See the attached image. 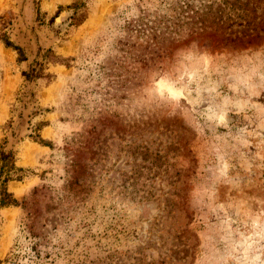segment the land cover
<instances>
[{"label": "rangeland", "instance_id": "rangeland-1", "mask_svg": "<svg viewBox=\"0 0 264 264\" xmlns=\"http://www.w3.org/2000/svg\"><path fill=\"white\" fill-rule=\"evenodd\" d=\"M73 2L0 0V264H264V0Z\"/></svg>", "mask_w": 264, "mask_h": 264}, {"label": "trees", "instance_id": "trees-1", "mask_svg": "<svg viewBox=\"0 0 264 264\" xmlns=\"http://www.w3.org/2000/svg\"><path fill=\"white\" fill-rule=\"evenodd\" d=\"M66 9H71L74 11L71 19H72V23H74L75 25L76 24L80 25L85 21L87 8H86V4L84 3V0H74V2L71 5L67 6ZM63 10H64L63 7H59L58 11L54 15V17L51 19V21H54ZM6 46L8 48H12L18 53L20 62L27 61L26 53L22 47L15 45L13 42L9 40L6 41ZM42 58H43L44 63L38 64L39 66L37 65L36 67H33L28 72H23L24 77L28 81H33V80L45 77V74H44L45 63L52 62V63L57 64L63 61L62 58L57 56L52 49H48L44 53ZM38 142L41 144H45V141L42 139L38 140ZM0 164H1L0 181L2 177H4L2 180L1 186H0V196H1L0 205L2 208L9 207V206H17L18 202L15 199L10 200L7 198L6 186L11 181H21L22 178L16 177L15 174L17 172H23L24 170L21 168H17L15 166L14 155L12 153L6 152L5 149L3 148V145L0 146Z\"/></svg>", "mask_w": 264, "mask_h": 264}, {"label": "bare ground", "instance_id": "bare-ground-1", "mask_svg": "<svg viewBox=\"0 0 264 264\" xmlns=\"http://www.w3.org/2000/svg\"><path fill=\"white\" fill-rule=\"evenodd\" d=\"M170 91H171V92H174L172 88L170 89Z\"/></svg>", "mask_w": 264, "mask_h": 264}]
</instances>
